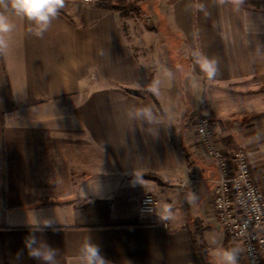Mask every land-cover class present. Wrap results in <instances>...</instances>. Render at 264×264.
<instances>
[{"label": "crops", "instance_id": "obj_1", "mask_svg": "<svg viewBox=\"0 0 264 264\" xmlns=\"http://www.w3.org/2000/svg\"><path fill=\"white\" fill-rule=\"evenodd\" d=\"M0 12L14 24L0 54V264H42L25 238L45 225L35 235L57 264H79L87 238L108 264H222L223 250L248 264L217 221L196 122L246 153L264 194V0H147L139 16L64 0L41 37ZM147 195L154 216L139 211Z\"/></svg>", "mask_w": 264, "mask_h": 264}, {"label": "built area", "instance_id": "obj_2", "mask_svg": "<svg viewBox=\"0 0 264 264\" xmlns=\"http://www.w3.org/2000/svg\"><path fill=\"white\" fill-rule=\"evenodd\" d=\"M83 1L95 6L107 2L128 4L131 0ZM196 133L206 156L213 160L217 170L212 197L217 221L224 233L243 244L248 264H264V194L253 176L246 153L239 150L228 156L217 147L209 118L197 120ZM158 205L155 196L147 195L141 199L139 211L142 215L154 216Z\"/></svg>", "mask_w": 264, "mask_h": 264}, {"label": "clouds", "instance_id": "obj_3", "mask_svg": "<svg viewBox=\"0 0 264 264\" xmlns=\"http://www.w3.org/2000/svg\"><path fill=\"white\" fill-rule=\"evenodd\" d=\"M10 7L21 17H26L29 21L34 22L36 28L34 34L37 37L43 36L56 18L58 12L64 7V0H0V6ZM14 24L9 17L0 12V54L8 48L6 37L13 31ZM199 55V54H196ZM201 69L209 78L216 74L215 61L202 59L200 61ZM155 91V89H153ZM51 228V225H45L43 228L36 227L32 233L25 238V247L28 255L42 264H57V250L50 246L45 240L38 239L35 232H43ZM79 264H108L106 259L101 255L100 249L93 244L90 238H87L80 248ZM222 264H236L234 250H223Z\"/></svg>", "mask_w": 264, "mask_h": 264}, {"label": "trees", "instance_id": "obj_4", "mask_svg": "<svg viewBox=\"0 0 264 264\" xmlns=\"http://www.w3.org/2000/svg\"><path fill=\"white\" fill-rule=\"evenodd\" d=\"M107 5L115 10V11H121L122 12V16H128V13L125 12V9H126V4L125 3H122V2H117V3H112V2H107ZM139 15H140V12H139ZM262 115L258 116V117H255V118H252L250 119L249 121H253V120H256L258 118H261ZM150 178L154 179V180H157V178L155 176H149Z\"/></svg>", "mask_w": 264, "mask_h": 264}, {"label": "rangeland", "instance_id": "obj_5", "mask_svg": "<svg viewBox=\"0 0 264 264\" xmlns=\"http://www.w3.org/2000/svg\"><path fill=\"white\" fill-rule=\"evenodd\" d=\"M145 3H147V0H131L128 4L126 3L125 4L129 5V8L131 9V11L134 12L137 16H139L140 7H142V5H144ZM146 21L148 23H151L152 20L150 18H147Z\"/></svg>", "mask_w": 264, "mask_h": 264}]
</instances>
